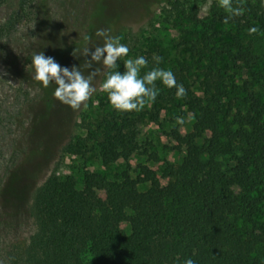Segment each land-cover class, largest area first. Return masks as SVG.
Segmentation results:
<instances>
[{
  "label": "trees",
  "instance_id": "16d2710c",
  "mask_svg": "<svg viewBox=\"0 0 264 264\" xmlns=\"http://www.w3.org/2000/svg\"><path fill=\"white\" fill-rule=\"evenodd\" d=\"M243 7L228 24L219 2L210 3L203 19L193 7L176 10L172 19L177 27H200L189 42L194 57L175 61L172 71L197 126L185 135L172 130L187 150L167 182L133 197L136 185L156 179L145 165L134 177L122 170L112 180L84 172L85 186L104 189L108 208H97L78 194L72 175H59L54 165L28 205L33 231L27 263L34 257L35 264H184L188 258L195 264H264V60L240 33L224 29L252 20L264 38V0H244ZM115 37L124 44L122 34ZM117 64L123 74L124 62ZM157 89L160 102L176 96V88ZM95 99L102 110L97 121L87 123L83 135L70 136L60 152L80 156L92 143L104 165L126 159L135 149L138 115L116 111L101 94Z\"/></svg>",
  "mask_w": 264,
  "mask_h": 264
},
{
  "label": "rangeland",
  "instance_id": "374dc122",
  "mask_svg": "<svg viewBox=\"0 0 264 264\" xmlns=\"http://www.w3.org/2000/svg\"><path fill=\"white\" fill-rule=\"evenodd\" d=\"M212 2L219 0H0V264L27 263L26 241L33 231L28 205L34 188L54 165L59 175H72L78 194L97 208H108L104 189L85 186L81 181L84 172L112 180L122 170L134 177L138 165H145L156 179L136 185L130 192L133 197L149 195L167 182L172 166L187 150L174 140L172 130L185 135L197 126L194 114L176 96L131 112V117L138 115V122L135 149L126 159L104 165L92 143L80 156L61 153L59 148L70 136L83 135L87 123L97 121L102 110L95 95L108 100L101 89L106 68L99 62L89 69L85 66L90 53L104 43L95 35L98 29H110L113 37L122 34L124 44L132 48L128 59H147L141 77L153 68L173 71L175 61L194 57L189 42L200 28L187 23L173 25L176 10L193 7L203 19ZM252 27L256 24L251 20L224 29L233 35L240 33L241 41H250L263 61L264 38L259 32L250 35ZM85 35L90 36L89 42L84 41ZM85 47L90 48L88 56H83ZM39 52L54 58L61 67L79 68L85 76L100 69L92 81L96 91L86 109L73 110L54 97L55 83L44 88L34 79L31 60ZM120 60L124 62L123 57ZM161 85L156 82L157 88ZM191 87L201 95L198 86ZM176 117H182L183 124L176 123ZM118 142L126 151L124 141ZM120 227L130 230L127 222ZM30 259L27 264H35L34 257Z\"/></svg>",
  "mask_w": 264,
  "mask_h": 264
},
{
  "label": "clouds",
  "instance_id": "9594fccd",
  "mask_svg": "<svg viewBox=\"0 0 264 264\" xmlns=\"http://www.w3.org/2000/svg\"><path fill=\"white\" fill-rule=\"evenodd\" d=\"M244 0H240L237 6H233V0H219V6L227 13L223 23L228 24L234 17L244 14ZM249 34L258 32L256 27L249 30ZM96 36L102 37L104 43L102 46H96L95 50L90 53L91 59L86 61V68L92 67L93 63H102V66L110 71L101 85L110 102V105L118 112H139L143 110L146 104L155 102L159 90L156 82L160 81L168 88H176V97L182 99L186 96V89L181 84H177L176 78L171 70L153 68L140 75L141 70L146 68L148 61L145 57L140 56L135 59L129 58L124 61L125 71L121 74L117 61L126 57L129 48L120 43L119 37H113L110 29H98ZM85 42L90 41V36L83 37ZM88 47L83 50V56L89 55ZM157 63L160 58L154 57ZM34 69V79L44 88L51 83L57 87L54 91V97L61 103L69 106L73 110H80L82 107L87 108V101L91 98L96 89L92 86V81L98 75L100 69L96 68L89 72L87 76L77 67L71 70L67 67H61L52 57H46L43 52L36 53L31 60ZM182 117H176V123L183 124ZM184 264H195V261L188 258Z\"/></svg>",
  "mask_w": 264,
  "mask_h": 264
}]
</instances>
